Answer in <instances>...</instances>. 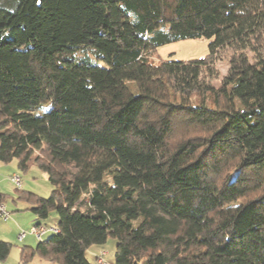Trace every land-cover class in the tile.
Returning <instances> with one entry per match:
<instances>
[{"label":"trees","instance_id":"obj_1","mask_svg":"<svg viewBox=\"0 0 264 264\" xmlns=\"http://www.w3.org/2000/svg\"><path fill=\"white\" fill-rule=\"evenodd\" d=\"M203 38L202 59L151 60ZM83 47L103 65L67 58ZM12 160L52 186L17 189L34 226L58 216L21 264H90L108 238L114 264H264V0H0Z\"/></svg>","mask_w":264,"mask_h":264},{"label":"rangeland","instance_id":"obj_2","mask_svg":"<svg viewBox=\"0 0 264 264\" xmlns=\"http://www.w3.org/2000/svg\"><path fill=\"white\" fill-rule=\"evenodd\" d=\"M213 39H197L185 40L176 43H171L159 47L152 61L167 60V61H193L204 58L209 51V44ZM93 49L83 47L67 58L79 59L88 55L91 61L103 65L97 61L93 55ZM215 67L218 70L219 78H222L227 71L226 59L217 60ZM47 105L45 108H48ZM17 160H12L10 163H0V194L3 195V204L6 210L10 213V218L3 221L0 218V240L12 245L10 253L6 260L0 264H21L20 249L22 246L34 248L39 241L45 240L52 234H46L41 240L35 239L31 234V230L35 223L40 220L30 211L31 204L24 200L18 199L20 192L18 188L11 182V177L17 175L21 180V191L37 195L38 197L48 198L52 191V186L48 181L47 175L41 171L34 163L30 164L27 171L23 172L18 168ZM58 216L55 212H51L45 221H41L47 225H57ZM21 232H26L25 238L19 240L18 235ZM116 249V240L108 238L106 243L101 246H93L86 252V258L90 264H97L94 252L101 250L105 253V264H114V254ZM40 258L36 255L26 264H38Z\"/></svg>","mask_w":264,"mask_h":264},{"label":"built area","instance_id":"obj_3","mask_svg":"<svg viewBox=\"0 0 264 264\" xmlns=\"http://www.w3.org/2000/svg\"><path fill=\"white\" fill-rule=\"evenodd\" d=\"M11 182L18 189L21 188V180L17 175L11 177ZM0 218H2L3 221H7L10 218V213L6 210L2 202H0ZM57 233H58V228L56 226L47 225V224H39L33 226V229L30 232V234L37 240H41L43 236L46 234H57ZM26 234H27L26 232H21L18 235L19 240L25 238ZM104 255L105 253L103 251L99 252V254L96 255L95 258L97 264H105Z\"/></svg>","mask_w":264,"mask_h":264},{"label":"crops","instance_id":"obj_4","mask_svg":"<svg viewBox=\"0 0 264 264\" xmlns=\"http://www.w3.org/2000/svg\"><path fill=\"white\" fill-rule=\"evenodd\" d=\"M2 203H4V202L2 201ZM37 223H38V222H37ZM37 223H35V224H37ZM99 252H101V250H96V251L94 252L95 257H96L97 254H99ZM38 264H51V263H48V262L43 261V260L40 259V260L38 261Z\"/></svg>","mask_w":264,"mask_h":264}]
</instances>
